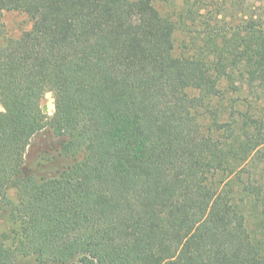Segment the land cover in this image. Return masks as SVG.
Returning <instances> with one entry per match:
<instances>
[{"label": "trees", "instance_id": "1", "mask_svg": "<svg viewBox=\"0 0 264 264\" xmlns=\"http://www.w3.org/2000/svg\"><path fill=\"white\" fill-rule=\"evenodd\" d=\"M154 1L0 0V264H264V0Z\"/></svg>", "mask_w": 264, "mask_h": 264}, {"label": "rangeland", "instance_id": "2", "mask_svg": "<svg viewBox=\"0 0 264 264\" xmlns=\"http://www.w3.org/2000/svg\"><path fill=\"white\" fill-rule=\"evenodd\" d=\"M180 0H175L174 5L166 4L163 1L155 0L154 4L157 9L163 14H173L180 8V4L178 3ZM0 22H2L5 26L6 31L10 35H18L24 30H28L31 27V20L24 14H20L17 12H6L1 17ZM184 40L183 35L179 32L176 35V53L179 54L182 51V42ZM41 106L43 111L48 116H52L54 113V98L52 93H48L44 96L41 101ZM2 109L0 105V110ZM9 196L12 203H16L17 196L15 190H11L9 192ZM18 229L17 224L13 223L8 216L7 212L0 213V241L4 242L7 246L12 244L11 236ZM10 235L9 238L7 236Z\"/></svg>", "mask_w": 264, "mask_h": 264}]
</instances>
